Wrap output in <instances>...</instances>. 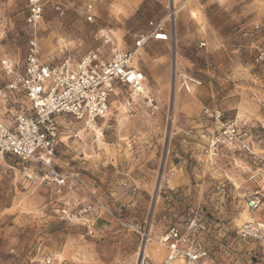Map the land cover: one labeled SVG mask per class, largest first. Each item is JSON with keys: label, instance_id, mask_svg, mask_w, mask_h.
Returning a JSON list of instances; mask_svg holds the SVG:
<instances>
[{"label": "rangeland", "instance_id": "rangeland-1", "mask_svg": "<svg viewBox=\"0 0 264 264\" xmlns=\"http://www.w3.org/2000/svg\"><path fill=\"white\" fill-rule=\"evenodd\" d=\"M31 1L0 0V88L11 78L1 62L21 68L31 41L43 61L58 64L95 48L92 35L100 29L127 50L136 35L147 32L149 21L162 23L170 34L169 41H151L136 54L158 109L151 112L141 100L128 107L125 94L114 97L97 122L102 135L61 117L58 165L67 163L68 172L94 182L113 214L133 222L153 215V236L167 226L162 216L181 224L197 213L214 264H264V251L235 233L244 195L254 185L249 177L264 168V61L258 54L264 45V0H39L40 16L29 23ZM11 99L8 106L0 103L5 123L14 111L26 109L21 91ZM203 107L233 121L251 152L224 151L210 165L197 138L210 126L202 119ZM42 176L33 162L11 155L0 160V264H42L44 257L51 264H139L138 235L108 213L100 215L93 235L57 222L53 210L61 205L50 199ZM124 184L137 187L133 210L123 207L131 200ZM158 187L174 191L171 199L161 192L155 202ZM83 199L75 186L65 202ZM148 246L147 264H162L164 252Z\"/></svg>", "mask_w": 264, "mask_h": 264}, {"label": "built area", "instance_id": "built-area-1", "mask_svg": "<svg viewBox=\"0 0 264 264\" xmlns=\"http://www.w3.org/2000/svg\"><path fill=\"white\" fill-rule=\"evenodd\" d=\"M31 2L28 21L35 23L41 12L39 0ZM87 20L91 21L92 16L87 15ZM169 39L170 34L162 23L149 21L147 32L135 36L131 50L123 49L109 31L100 29L92 35L96 47L78 59L67 56L58 64L43 61L34 41L29 43L21 68L4 59L1 62L4 73L11 78L4 88H0V103L8 106L11 96L21 91L26 109L22 107L14 111L9 123L0 120V160L11 155L21 161L33 162L42 169V185L50 191V199L61 205L53 210L57 222L77 224L93 235L98 231L96 221L106 212L121 227L138 235L142 255L139 264H147L144 249L148 243L164 252L162 264H214L210 245L202 238L204 227L197 213L181 224L162 216L161 220L167 226L158 236H153V215L143 222H133L113 214L102 205L94 182L68 172L65 169L67 163L63 166L57 163L56 157L63 142L58 123L61 117L71 118L91 130L97 127L98 121L105 119L112 99L123 94L128 97L124 101L128 107L141 100L151 112L158 109L146 75L138 68L136 54L151 41L167 42ZM258 54L264 61V45ZM184 84L188 90L187 82ZM201 116L210 126L200 131L197 138L201 142L200 154L210 165L215 164L224 151L251 152L239 127L221 110L203 107ZM181 143L187 144V138H182ZM171 152L180 158L177 150ZM249 180L254 185L244 195V208L250 218L239 225L235 233L243 240L255 242L264 251V168L257 170ZM75 186L84 199L69 204L65 198ZM123 187L131 197L123 207L133 210L136 208L137 187L128 184ZM161 192L167 201L174 191L165 192L158 187L153 196L155 202ZM41 263L51 264L52 261L44 257Z\"/></svg>", "mask_w": 264, "mask_h": 264}, {"label": "bare ground", "instance_id": "bare-ground-1", "mask_svg": "<svg viewBox=\"0 0 264 264\" xmlns=\"http://www.w3.org/2000/svg\"><path fill=\"white\" fill-rule=\"evenodd\" d=\"M150 88V87H149ZM171 89H172V83H171ZM94 129H96L95 131H94ZM92 131H94L95 133H97V132H100V134L102 135V133H101V131H100V129H97L96 127H93L92 129H91ZM90 130V131H91ZM81 131H87L86 129H83V130H81ZM98 135H99V133H98ZM99 139V137L97 138V140ZM249 216H248V213L246 212V210L244 209V211H242L241 213H240V215H239V219L237 220V222H239V223H244V222H246V221H248L249 220ZM149 249H150V247L147 245L146 247H145V249H144V253L146 254V253H149ZM156 252V251H155ZM140 255H141V253H140ZM154 256L155 257H158L157 256V254H154Z\"/></svg>", "mask_w": 264, "mask_h": 264}]
</instances>
